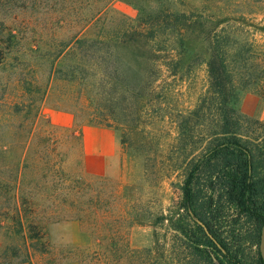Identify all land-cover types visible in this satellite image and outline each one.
Returning <instances> with one entry per match:
<instances>
[{
    "label": "rangeland",
    "instance_id": "obj_1",
    "mask_svg": "<svg viewBox=\"0 0 264 264\" xmlns=\"http://www.w3.org/2000/svg\"><path fill=\"white\" fill-rule=\"evenodd\" d=\"M106 2L0 0V264L25 258L28 224L49 249L30 248L33 264H157L170 254L172 232L157 217L181 201L177 123L207 91L212 40H229L234 78L254 85L237 108L264 123L254 92H264V0ZM77 34L128 42L80 47ZM93 114L114 126L88 124Z\"/></svg>",
    "mask_w": 264,
    "mask_h": 264
},
{
    "label": "trees",
    "instance_id": "obj_2",
    "mask_svg": "<svg viewBox=\"0 0 264 264\" xmlns=\"http://www.w3.org/2000/svg\"><path fill=\"white\" fill-rule=\"evenodd\" d=\"M113 1L107 0L104 8ZM168 30L163 26L154 31L163 34ZM9 37V42H14L12 32ZM97 38L77 34L71 41L80 47L99 42H114L119 47L128 42V35L102 34ZM228 45L227 39L211 41L209 59L205 61L207 91L196 108L188 115H180L177 123L176 167L181 172V201L168 215L160 213L157 217L159 224H167V230L172 232L170 254L162 253L157 264H264L260 251L264 226V134L260 130L264 123L237 108L239 93L254 85L243 74L238 81L234 78ZM106 53L116 54L113 50ZM240 58L242 71L246 58ZM118 71L114 72L116 76ZM61 72L57 79L72 82L77 78L73 72ZM254 90L264 97L263 91ZM20 112L17 106L15 113ZM109 112V116L114 114ZM93 116L88 124L114 126L111 121ZM73 136L82 143L80 134L74 132ZM140 217L136 215L139 224ZM27 227L28 237H23L27 253L19 264H33L30 248L41 254L49 250L48 244L42 242L45 237H40L32 224Z\"/></svg>",
    "mask_w": 264,
    "mask_h": 264
},
{
    "label": "crops",
    "instance_id": "obj_3",
    "mask_svg": "<svg viewBox=\"0 0 264 264\" xmlns=\"http://www.w3.org/2000/svg\"><path fill=\"white\" fill-rule=\"evenodd\" d=\"M244 112L250 116H254V117H258V114H257V109L256 108H253V109H249V108H244ZM72 123V119L70 118V121L68 122V126L71 125Z\"/></svg>",
    "mask_w": 264,
    "mask_h": 264
},
{
    "label": "water",
    "instance_id": "obj_4",
    "mask_svg": "<svg viewBox=\"0 0 264 264\" xmlns=\"http://www.w3.org/2000/svg\"><path fill=\"white\" fill-rule=\"evenodd\" d=\"M260 251H261L262 258L264 260V226H263L261 242H260Z\"/></svg>",
    "mask_w": 264,
    "mask_h": 264
}]
</instances>
